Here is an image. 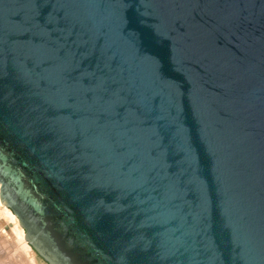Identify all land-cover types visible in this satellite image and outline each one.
I'll list each match as a JSON object with an SVG mask.
<instances>
[{"label":"water","instance_id":"95a60500","mask_svg":"<svg viewBox=\"0 0 264 264\" xmlns=\"http://www.w3.org/2000/svg\"><path fill=\"white\" fill-rule=\"evenodd\" d=\"M0 205L37 264H264V0H0Z\"/></svg>","mask_w":264,"mask_h":264},{"label":"bare ground","instance_id":"6f19581e","mask_svg":"<svg viewBox=\"0 0 264 264\" xmlns=\"http://www.w3.org/2000/svg\"><path fill=\"white\" fill-rule=\"evenodd\" d=\"M8 225V230L2 228ZM0 264H37L13 214L0 205Z\"/></svg>","mask_w":264,"mask_h":264},{"label":"rangeland","instance_id":"374dc122","mask_svg":"<svg viewBox=\"0 0 264 264\" xmlns=\"http://www.w3.org/2000/svg\"><path fill=\"white\" fill-rule=\"evenodd\" d=\"M2 228H3L4 230H8V225H7V224H3V225H2Z\"/></svg>","mask_w":264,"mask_h":264}]
</instances>
